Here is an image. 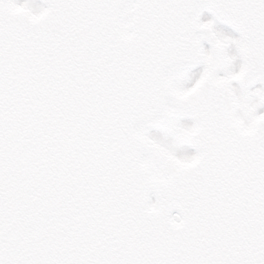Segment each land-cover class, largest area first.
<instances>
[{
  "label": "snow or ice",
  "instance_id": "obj_1",
  "mask_svg": "<svg viewBox=\"0 0 264 264\" xmlns=\"http://www.w3.org/2000/svg\"><path fill=\"white\" fill-rule=\"evenodd\" d=\"M0 264H264V0H0Z\"/></svg>",
  "mask_w": 264,
  "mask_h": 264
}]
</instances>
